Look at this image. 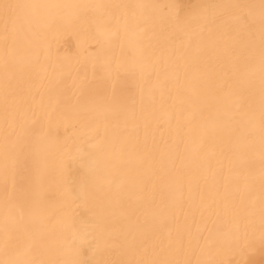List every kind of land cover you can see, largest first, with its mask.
<instances>
[{"label": "bare ground", "instance_id": "1", "mask_svg": "<svg viewBox=\"0 0 264 264\" xmlns=\"http://www.w3.org/2000/svg\"><path fill=\"white\" fill-rule=\"evenodd\" d=\"M260 5L0 0V264H264Z\"/></svg>", "mask_w": 264, "mask_h": 264}, {"label": "snow or ice", "instance_id": "2", "mask_svg": "<svg viewBox=\"0 0 264 264\" xmlns=\"http://www.w3.org/2000/svg\"><path fill=\"white\" fill-rule=\"evenodd\" d=\"M2 7L5 10L6 17L11 14L15 9L25 7L19 4H4ZM51 7H69V8H79V5H52ZM119 7V6H117ZM261 19L262 23H264V0H261ZM179 20V17H177ZM5 32L6 34L3 36L4 42L7 44L8 42V35H7V19L5 22ZM261 81L262 86H264V35H262V49H261ZM259 137H260V149H261V165H262V171H261V180H262V193H264V87H262V106H261V113H260V126H259ZM81 155H84L81 153ZM9 176V168L8 164L5 163L4 165L0 166V181H3L4 184H7ZM35 208L39 209L40 205L37 203ZM261 219L262 224H264V195L261 197ZM5 226H7L9 223L14 224L15 219H5ZM10 239V237H9ZM77 237L75 234L73 235L72 241L70 242V247L72 244L76 242ZM9 264H31L30 261H11Z\"/></svg>", "mask_w": 264, "mask_h": 264}]
</instances>
